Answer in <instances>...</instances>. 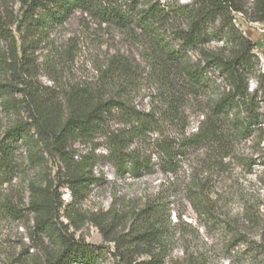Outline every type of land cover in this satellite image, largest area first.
<instances>
[{
    "label": "trees",
    "instance_id": "trees-1",
    "mask_svg": "<svg viewBox=\"0 0 264 264\" xmlns=\"http://www.w3.org/2000/svg\"><path fill=\"white\" fill-rule=\"evenodd\" d=\"M75 12L141 45L157 85L158 106L134 104L129 92L139 70L122 54L108 59L96 86L50 89L39 83L30 49ZM233 13L261 23L264 30V0H21L16 17L0 13V110L12 119L0 139V175L10 171L18 139L32 166L42 163L44 154L58 165L55 178L29 184L34 233L53 245L45 252V264L93 263L96 250L75 238L69 226L78 229L87 218L77 207L97 179L93 169L99 159L111 163L119 176L138 178L157 164L175 174L187 155L205 150L202 163L212 172L260 126L264 67ZM190 100L201 117L192 131L186 115ZM153 133L160 136L151 139ZM74 142L90 147L76 154ZM99 146L104 152H95ZM206 178L193 181L195 209L203 207ZM62 186L71 196L66 204L58 192ZM111 210L88 219L112 244L114 264H209L199 250L173 254L177 238L166 201H148L120 214Z\"/></svg>",
    "mask_w": 264,
    "mask_h": 264
},
{
    "label": "rangeland",
    "instance_id": "rangeland-1",
    "mask_svg": "<svg viewBox=\"0 0 264 264\" xmlns=\"http://www.w3.org/2000/svg\"><path fill=\"white\" fill-rule=\"evenodd\" d=\"M20 4L21 0H0V13L14 18L20 13ZM233 18L242 34L254 43L253 52L263 68V25L246 20L241 13H233ZM212 44L218 46L221 42ZM141 50V45L130 41L123 32L99 25L80 12L53 27L46 38L30 49L36 67L35 78L50 89L70 84L96 86L101 69L112 55L127 56L139 70L129 96L139 108L147 109L150 102L158 106L159 100L157 85L150 78ZM189 103L186 115L188 130L192 131L201 117L197 103L194 100ZM260 112V126L248 139L239 142L233 158H227L223 166L212 172L202 163L206 160L205 150L187 155L175 174L162 171L157 164L150 173L138 178L128 174L119 176L111 163L99 159L93 169L97 179L77 207L83 218H87L78 229L69 226L74 237L94 248L96 255L93 263L73 264H114L112 244L103 239L99 228L88 219L90 214L97 216L109 208L120 214L157 199L169 203L171 209L177 238L173 254L182 256L184 250H199L205 252L209 264H264V106ZM11 122L0 110V139ZM156 135L160 136L153 133L150 138ZM73 147L80 154L90 146L74 142ZM148 149L153 152L151 146ZM95 152L102 153L104 148L99 146ZM152 157L157 161L156 154ZM57 167V161L47 154L42 163L32 166L25 145L19 139L13 143L10 171L0 175V264H45V252L51 251L53 245L48 238L34 233L33 213L28 207L29 184H45V180L55 178ZM197 176L207 177V185L201 198L203 207L195 209L190 193L193 181L198 182ZM58 192L65 204L70 201L66 187H59ZM105 217L110 218L108 214ZM60 219L67 222L64 217Z\"/></svg>",
    "mask_w": 264,
    "mask_h": 264
}]
</instances>
